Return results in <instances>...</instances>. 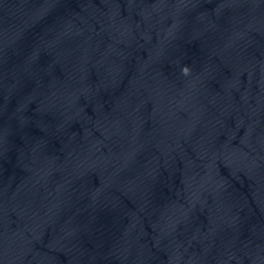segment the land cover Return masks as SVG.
Segmentation results:
<instances>
[{"label":"water","instance_id":"95a60500","mask_svg":"<svg viewBox=\"0 0 264 264\" xmlns=\"http://www.w3.org/2000/svg\"><path fill=\"white\" fill-rule=\"evenodd\" d=\"M264 169V0H0V258Z\"/></svg>","mask_w":264,"mask_h":264}]
</instances>
